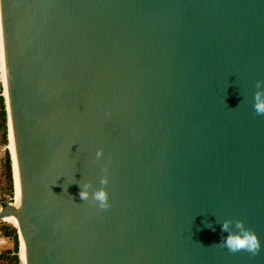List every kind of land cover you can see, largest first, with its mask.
<instances>
[{
    "label": "water",
    "instance_id": "95a60500",
    "mask_svg": "<svg viewBox=\"0 0 264 264\" xmlns=\"http://www.w3.org/2000/svg\"><path fill=\"white\" fill-rule=\"evenodd\" d=\"M0 39L26 264H264V0H0Z\"/></svg>",
    "mask_w": 264,
    "mask_h": 264
},
{
    "label": "clouds",
    "instance_id": "9594fccd",
    "mask_svg": "<svg viewBox=\"0 0 264 264\" xmlns=\"http://www.w3.org/2000/svg\"><path fill=\"white\" fill-rule=\"evenodd\" d=\"M255 87L257 91L252 96V108L257 115H264V80H257ZM100 155L101 153L97 152V157ZM74 183L78 185L77 195L81 202L91 200L100 209L108 206V193L105 190L107 180L104 177L99 179L98 187H93L91 183ZM216 223L220 227V238L215 244L232 253L245 251L254 255L259 250L260 243L256 235L244 228L241 221L232 222L225 219ZM204 227L215 230L209 223H205Z\"/></svg>",
    "mask_w": 264,
    "mask_h": 264
},
{
    "label": "rangeland",
    "instance_id": "374dc122",
    "mask_svg": "<svg viewBox=\"0 0 264 264\" xmlns=\"http://www.w3.org/2000/svg\"><path fill=\"white\" fill-rule=\"evenodd\" d=\"M1 71H2V69L0 66V96L2 94L1 85L3 84ZM9 144H10V137H9V133H8V140H7V126H6L5 143L2 142V133L0 131V202H9V203H12V205H13V203H14L13 186L15 188L13 162H12V173H11V176L9 175V177H8V173H7V169H6V165H5V155H6V153L9 155L8 150L10 151ZM9 158H10V156H9ZM10 186H11V194H10ZM6 226L11 227V225L9 223H6V222L0 223V254H1L0 255V264H20L21 263L20 259H18L16 262L14 260H11L12 257H14V256L18 257L20 255L18 236L16 234L17 242H18V249H17V251H15L14 246H13L14 241L12 239H6L3 237L4 232H7V230L5 229ZM12 227H14V226H12ZM16 231H17V229L15 230V233H16Z\"/></svg>",
    "mask_w": 264,
    "mask_h": 264
},
{
    "label": "bare ground",
    "instance_id": "6f19581e",
    "mask_svg": "<svg viewBox=\"0 0 264 264\" xmlns=\"http://www.w3.org/2000/svg\"><path fill=\"white\" fill-rule=\"evenodd\" d=\"M0 66H1V69H2L1 72H2L3 85L6 87V77H5V73L6 72H5L4 50H3V43H2V40L1 39H0ZM3 94H4V96H6V89H5V91H4ZM8 133H9V137H10L9 149L11 151L10 152L8 150V152H10L11 157H12L13 171H14V185H15V188L13 186V190H14V203H13V206L14 207H17L18 206L17 174H16V162H15L14 142H13V135H12V131H11L10 122H9V131H8ZM3 222L9 223L11 226H14L18 230V224H17L16 220L13 217H8V218L4 219ZM19 252H20V255L18 257H19L20 262H21L20 264H26L25 263L24 256H23V253H22V250H21L20 240H19Z\"/></svg>",
    "mask_w": 264,
    "mask_h": 264
},
{
    "label": "trees",
    "instance_id": "16d2710c",
    "mask_svg": "<svg viewBox=\"0 0 264 264\" xmlns=\"http://www.w3.org/2000/svg\"><path fill=\"white\" fill-rule=\"evenodd\" d=\"M0 131L2 133V142L5 143L6 140V113L4 111V105H3V99L0 97ZM5 165L9 175L11 176V161L9 158V155L6 153L5 155ZM10 194H11V186H10ZM5 229L7 232H4L3 237L6 239H12L14 241V250L17 251L18 249V242H17V236L15 233V229L11 228L10 226H6ZM11 260H14L15 262L18 260L17 256H14L11 258Z\"/></svg>",
    "mask_w": 264,
    "mask_h": 264
},
{
    "label": "built area",
    "instance_id": "2783aa9c",
    "mask_svg": "<svg viewBox=\"0 0 264 264\" xmlns=\"http://www.w3.org/2000/svg\"><path fill=\"white\" fill-rule=\"evenodd\" d=\"M1 255V254H0Z\"/></svg>",
    "mask_w": 264,
    "mask_h": 264
}]
</instances>
